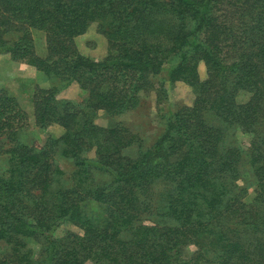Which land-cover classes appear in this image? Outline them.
Masks as SVG:
<instances>
[{
    "label": "trees",
    "instance_id": "1",
    "mask_svg": "<svg viewBox=\"0 0 264 264\" xmlns=\"http://www.w3.org/2000/svg\"><path fill=\"white\" fill-rule=\"evenodd\" d=\"M94 24L109 45L100 61L75 44ZM33 30L47 34L46 57L34 50ZM3 54L59 79L35 93L33 115L37 126L64 132L42 147L21 143L27 114L0 89V137L10 146L0 175V264H264V0H0ZM164 73L193 88V104L169 115L152 146L126 157L138 136L94 119L135 109ZM75 83L81 103L58 99ZM232 126L248 137L247 152L228 144ZM91 152L95 160L85 158ZM58 155L75 162L72 187ZM244 163L257 181L251 204L232 193ZM94 172L110 181L96 184ZM92 202L95 211L85 206ZM151 209L152 224H142ZM64 225L79 232H61ZM29 241L41 244L38 254ZM188 246L199 251L183 260Z\"/></svg>",
    "mask_w": 264,
    "mask_h": 264
},
{
    "label": "rangeland",
    "instance_id": "2",
    "mask_svg": "<svg viewBox=\"0 0 264 264\" xmlns=\"http://www.w3.org/2000/svg\"><path fill=\"white\" fill-rule=\"evenodd\" d=\"M14 39V38H10ZM32 44L34 50L40 57H46L48 54L47 34L41 31L33 30L31 32ZM76 47L79 52L94 61L104 59L109 50L107 38L100 32L98 25L94 24L88 32L75 39ZM199 75L201 80L207 77V70L202 63L199 66ZM167 81L166 73L151 79L152 86L146 88L139 94V104L133 110L127 111L118 116H108L105 112H99L94 119L95 125L99 128H111L114 126H122L127 128L129 132L135 134L139 138V143L133 147L123 151V155L129 158H136L140 152L152 146L163 132L166 120L170 114L177 113L184 106H192L195 99L193 88L184 84H170ZM58 78H52L43 72L30 67L23 63L15 62L9 54L0 55V89L8 95L16 98L21 109L27 114V123L23 129H19L17 138L21 143L30 146L42 147L48 137H59L63 134V129L57 125L47 127H39L36 125L33 115L32 98L38 89H50L59 85ZM61 85V84H60ZM85 92L81 91L78 84H72L64 88L58 95V99L67 100L73 103H81L85 98ZM245 97L243 98V101ZM216 123V121H212ZM228 144H243L244 151L247 152L249 146L248 137L235 131L232 126L227 129ZM8 140L0 137V175H4L9 168V155L4 152L9 149ZM85 158L95 160L94 152L85 155ZM56 165L61 169L62 182L66 187H72L74 184V174L77 170L75 162L63 158L58 155L55 158ZM94 182L96 184H104L110 181L109 176L94 172ZM232 193L240 194V198L247 204L253 203L257 192V181L255 180L252 170L246 163L242 167V174L239 180L233 185ZM157 186V191H159ZM90 211L97 209V204L92 202L85 206ZM153 209L149 213H145L141 217V223L150 225L153 221ZM79 232L75 227L64 225L61 232ZM60 232V233H61ZM29 248L38 254L41 250V244L36 241L28 242ZM0 245V253L3 254L7 250ZM199 249L195 246H188L181 251L183 260H189L195 257ZM37 256V255H36Z\"/></svg>",
    "mask_w": 264,
    "mask_h": 264
}]
</instances>
